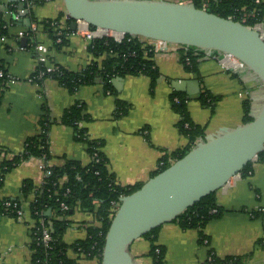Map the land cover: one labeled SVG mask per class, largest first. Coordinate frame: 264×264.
Returning <instances> with one entry per match:
<instances>
[{
	"label": "crops",
	"instance_id": "obj_1",
	"mask_svg": "<svg viewBox=\"0 0 264 264\" xmlns=\"http://www.w3.org/2000/svg\"><path fill=\"white\" fill-rule=\"evenodd\" d=\"M25 1L1 0L0 19L8 23L7 6L15 3L23 7ZM38 1L29 7L33 19L28 15L13 21L8 25L7 35L0 37V63L19 79L0 87V163L21 152L25 140L39 133L44 106L49 117L57 121L48 133L51 156L47 165L61 166L65 160L89 164L91 157L85 144L74 139L71 126L58 123L62 112L77 103L84 106L89 117L80 125L87 129L90 139L102 141L100 149L115 182L122 186L143 184L164 155L188 143L177 129L179 116L171 109V93L180 91L189 98L187 109L191 120L204 127L205 135L211 136L221 127H235L244 122V100L250 99L251 106L258 102L259 86L249 79L247 72L223 69L213 56L199 58L195 72L187 70L179 60L175 45L167 52H157L153 56L160 75L152 92L150 80L144 75L113 78L114 94L105 92L99 79L79 86L73 93L50 77L38 83L31 82L29 78L37 65V54L46 58V65H59L71 72H79L92 61L101 59L89 52L91 41L75 30L66 33L64 43L56 46L43 30L41 21L58 18L59 28H65L63 1ZM33 22L38 23L35 32L31 31ZM23 37L26 38L24 43L21 42ZM30 45L38 46V51ZM203 91L218 99L213 109L202 106L195 97ZM116 98L130 104L128 113L120 118L114 116ZM39 161V158L31 157L3 176L0 201L21 198L25 179L40 185L43 173ZM33 198L30 194L21 199L24 203L22 220L0 215V264H37L31 258L30 249L32 219L29 205ZM216 203L221 214L210 220L203 230L209 239L208 245L198 243L197 230L181 229L176 222L159 227L157 243L165 248V264H207L209 248L218 257L250 253L245 264H264V249L255 246L256 240L263 236L264 227V161L253 162L252 172L245 177L239 174L231 177L226 186L216 192ZM255 213L258 214L253 216ZM68 219L71 225L62 237L67 245L84 239L87 228L98 225L93 215L79 208ZM144 240L146 247L142 254L137 255L132 245L130 252L137 260L139 256L144 257L149 264L145 256L149 242ZM66 254L78 264H98L96 258L78 254L71 246Z\"/></svg>",
	"mask_w": 264,
	"mask_h": 264
},
{
	"label": "trees",
	"instance_id": "obj_2",
	"mask_svg": "<svg viewBox=\"0 0 264 264\" xmlns=\"http://www.w3.org/2000/svg\"><path fill=\"white\" fill-rule=\"evenodd\" d=\"M33 5L40 1L29 0ZM197 8H205L209 12L215 13L225 18H231L235 21L241 20L239 9L246 5L251 7L252 0H191ZM1 3V0H0ZM206 3V5H205ZM258 16L264 13V2L256 6ZM31 19L32 12L29 11ZM61 16V15H60ZM59 19L43 20L41 24L43 30L48 33L56 46H60L65 41V34L72 32L70 28L71 20H66L65 28L58 26ZM249 24L250 21L245 22ZM0 19V37L7 35L8 25ZM94 29V26H90ZM57 40H60L57 43ZM149 39L141 37L124 35L120 42H117L112 36L105 35L101 38L93 39L88 45V50L93 55L101 57L98 61H92L79 72H71L67 69L52 64L54 71L47 72L46 76L55 79L60 85L73 93L83 84L93 83L99 79L103 84L105 92L114 94L112 89V79L125 75H144L150 80V91L152 92L159 77V71L154 63L153 48L148 44ZM35 50V46L30 45ZM179 60L183 66L190 71L195 72L197 61L205 57L202 51H194L191 48L183 46L178 47ZM0 69L6 71L0 63ZM45 69L42 62H38L32 75ZM3 79L0 77V87L3 86ZM178 99V102L174 101ZM188 97L180 91H174L170 95L171 109L179 116L176 123L180 134L187 138L188 143L185 147L177 149L170 154L164 155L158 163L157 169L152 176L165 169L171 162L181 158L190 150L200 139L204 137V127L195 124L189 115L187 109ZM198 101L204 107L213 109L217 98L208 91H203L197 96ZM251 108L250 99L243 102V120H251L248 115ZM130 104L119 98L115 99L114 116L120 118L128 113ZM89 117L85 113L82 104H73L66 108L58 123L71 126L74 132V139L86 146L90 156L94 152L97 154L98 162L90 161L87 165H81L75 160H65L61 166H46L50 174L46 177V183L36 186L31 180L25 179L21 186V198L26 199L30 194L34 195L33 201L29 205L30 215L34 218H43L51 220L52 240L49 247L43 244H37L34 236L31 237L30 249L31 258L37 264H78L76 259H71L66 252L69 246L78 254L82 253L87 258H96L98 264H101V252L104 244V237L114 215L113 202H119L124 195L137 190L142 184L122 186L115 182L114 176L109 172L107 159L101 151L102 141L90 139L87 129L80 124L88 121ZM57 121L49 117L48 110L43 106V114L39 120L40 131L38 134L28 137L23 145L21 152L15 154L10 159H4L0 163L1 175L0 186L3 176L19 163L31 158H41L46 163L50 158L48 133L50 126ZM264 151L258 153L255 161L248 162L240 171L241 176L249 175L252 172L253 162H263ZM64 180L61 182V179ZM68 189V192H66ZM66 192V193H65ZM217 192V191H216ZM216 192L209 193L197 201L194 205L187 208L173 220L181 229H195L198 234V243L208 245L209 239L204 234L205 225L212 219L220 216L221 209L216 203ZM10 198H4L7 200ZM60 203L67 205V209H62ZM79 208L94 216L99 225H91L87 228V236L82 240L75 241L72 245H67L62 237L67 228L71 225L68 219L73 211ZM217 212H211L212 209ZM14 216L11 207H4L0 201V215ZM258 214V213H257ZM256 213L253 216L257 215ZM158 228L147 232L142 238L149 242V249L145 254L149 259V264H165V248L157 243ZM255 246L264 249V227L263 236L256 240ZM251 254L243 256L227 255L218 257L212 249H208L207 264H245V261Z\"/></svg>",
	"mask_w": 264,
	"mask_h": 264
},
{
	"label": "water",
	"instance_id": "obj_3",
	"mask_svg": "<svg viewBox=\"0 0 264 264\" xmlns=\"http://www.w3.org/2000/svg\"><path fill=\"white\" fill-rule=\"evenodd\" d=\"M62 1L72 30L76 27L74 21L80 19L103 31L120 34V38L131 35L160 40L202 51L208 57L215 53L231 55L260 85L258 102L248 114L251 120L205 135L181 158L120 198L104 237L100 263L140 264L130 252L133 242L173 221L205 195L218 191L264 151V41L243 23L197 8L192 2ZM174 87L177 88L175 84Z\"/></svg>",
	"mask_w": 264,
	"mask_h": 264
},
{
	"label": "built area",
	"instance_id": "obj_4",
	"mask_svg": "<svg viewBox=\"0 0 264 264\" xmlns=\"http://www.w3.org/2000/svg\"><path fill=\"white\" fill-rule=\"evenodd\" d=\"M26 5L23 7H19L15 3H10L7 8L5 9V14L9 17V20L7 21L6 25H10L13 21H19L23 17L29 15V7L33 5L31 1L26 0ZM264 2V0H252V3L250 4L251 7H247L246 5L240 7L239 13H240V18L239 22L243 23L246 27L253 29L258 32L260 38L264 41V13L258 16L256 13V6L260 3ZM206 5V3H205ZM64 18L66 20H71L69 15L65 12L64 13ZM250 21L249 24H246L245 22ZM75 32L81 34L84 36L86 39L92 41L95 38H101L102 36L107 35V33H104L103 30L99 28H94L92 29L90 25H88L85 21L76 19L75 21ZM5 25V26H6ZM38 29V23L33 22L31 24V31L35 32ZM113 38L117 41L120 42L121 39L123 38ZM148 44L152 46L154 54L157 52H167L170 47L174 46L175 44H169L160 40H149ZM179 47L178 45H175ZM22 49V47H21ZM35 51H38V46L35 47ZM213 57H215L216 61L219 63L221 68L223 69H230V70H236V71H245V67L242 64L241 61H239L237 58L227 55V54H218L215 53L213 54ZM37 63L42 62L45 66V69L42 71H39L38 73L30 76L29 81L38 83L44 78H46V73L54 71V66L53 65H46V58L41 57L40 55L37 54L36 56ZM0 77L3 79V86H6L8 84H11L13 82L18 81V77L11 75L7 70L4 71L3 69H0ZM109 93V92H107ZM174 101L178 102L177 98H174ZM91 157V161L98 162L99 159L97 158L96 152L93 153ZM39 166L40 169L43 173V178L39 186L43 185L46 183V177L50 174V170L46 168L47 163L39 158ZM256 160V159H255ZM254 160V161H255ZM251 172H249L250 174ZM239 174V173H238ZM236 174V175H238ZM240 175V174H239ZM64 180V178L61 179V182ZM228 181L225 183L224 186H222L220 189L224 188ZM68 192V189L67 191ZM65 192V193H66ZM33 200H35L33 198ZM2 204L4 207H11L12 210L14 211V216L13 218L17 220H22L24 217V203L23 200L21 199H15V198H10L7 200H1ZM119 202H113V210L114 213L117 210L119 206ZM61 208L67 209V205L64 203H60ZM211 212L215 213L217 210L214 208L211 210ZM31 216V215H30ZM32 219V226H31V237L34 236V240L37 244H43L46 248L49 247V242L52 240V237L50 235V232L52 230L51 228V220H44L43 218H34L31 216ZM98 223V221H97ZM99 225V223H98ZM81 255L84 256V254L80 253Z\"/></svg>",
	"mask_w": 264,
	"mask_h": 264
},
{
	"label": "rangeland",
	"instance_id": "obj_5",
	"mask_svg": "<svg viewBox=\"0 0 264 264\" xmlns=\"http://www.w3.org/2000/svg\"><path fill=\"white\" fill-rule=\"evenodd\" d=\"M107 35L112 36L111 34H107ZM249 79H250V77H249ZM250 80L259 86L258 92L260 93L261 92L260 85L255 80H253V79H250ZM145 247H146V244H145V240L143 238H139L138 240L133 242L132 246H131L132 250L137 252V255L142 254V251L145 250ZM138 261L140 264H146L147 260L144 257L139 256Z\"/></svg>",
	"mask_w": 264,
	"mask_h": 264
},
{
	"label": "bare ground",
	"instance_id": "obj_6",
	"mask_svg": "<svg viewBox=\"0 0 264 264\" xmlns=\"http://www.w3.org/2000/svg\"><path fill=\"white\" fill-rule=\"evenodd\" d=\"M104 33L111 34L112 36L117 37V38L120 37V34H115V33L112 32V31H104Z\"/></svg>",
	"mask_w": 264,
	"mask_h": 264
}]
</instances>
